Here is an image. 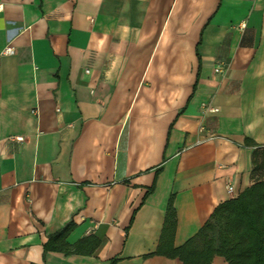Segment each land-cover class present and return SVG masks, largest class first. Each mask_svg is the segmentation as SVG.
<instances>
[{
    "label": "crops",
    "instance_id": "1",
    "mask_svg": "<svg viewBox=\"0 0 264 264\" xmlns=\"http://www.w3.org/2000/svg\"><path fill=\"white\" fill-rule=\"evenodd\" d=\"M0 4V264H183L170 197L179 247L264 180V0ZM69 222L95 255L44 252Z\"/></svg>",
    "mask_w": 264,
    "mask_h": 264
},
{
    "label": "trees",
    "instance_id": "2",
    "mask_svg": "<svg viewBox=\"0 0 264 264\" xmlns=\"http://www.w3.org/2000/svg\"><path fill=\"white\" fill-rule=\"evenodd\" d=\"M249 145L254 142L248 141ZM161 168L157 170L159 172ZM264 170V148L253 151V174ZM154 186L149 189L150 193ZM177 212L174 195L170 197L157 249L145 257L161 255L179 259L183 264H212L215 256L228 264H264V180L257 179L236 197L220 203L202 228L183 245L174 244ZM74 222L49 235L44 252L93 256L102 245L95 234H88L70 244L67 238ZM113 258L109 264H117Z\"/></svg>",
    "mask_w": 264,
    "mask_h": 264
},
{
    "label": "built area",
    "instance_id": "3",
    "mask_svg": "<svg viewBox=\"0 0 264 264\" xmlns=\"http://www.w3.org/2000/svg\"><path fill=\"white\" fill-rule=\"evenodd\" d=\"M3 8V5L0 4V10ZM4 53L5 54H13L14 53V48L12 46H7L4 50ZM217 71H219V69H217ZM212 111H217V109H212ZM16 140L18 141H23V137H16L15 138ZM228 190L230 193H234V186L233 185H230L228 186Z\"/></svg>",
    "mask_w": 264,
    "mask_h": 264
}]
</instances>
